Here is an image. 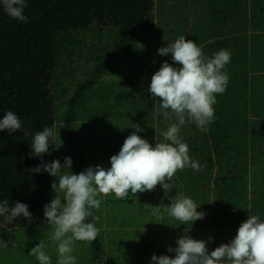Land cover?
<instances>
[{
  "label": "rangeland",
  "instance_id": "1",
  "mask_svg": "<svg viewBox=\"0 0 264 264\" xmlns=\"http://www.w3.org/2000/svg\"><path fill=\"white\" fill-rule=\"evenodd\" d=\"M129 1L136 10L138 1ZM207 2L214 6L217 0H151V9L148 12L139 11L140 25L144 26L147 33L137 35L138 56L135 59L122 58L109 68L107 74L100 79L86 97L79 109L78 119L73 125V141L85 160L84 170L90 166L93 168L102 166L108 169L111 167L110 157L119 153L124 140L133 131L155 146L157 142H165L162 132L167 130L168 125L176 122L174 117L170 120L164 119L159 109V99L151 97V93L148 91L152 72H157L165 61L173 64L171 54L166 57L158 54L160 47H166L179 36L185 35L186 40H192L202 48L206 58L207 49L211 43H218V48L223 47L229 50L231 58L234 51L239 48L243 55L246 54L242 56L245 60L247 58L245 74H248L249 81V116L245 125L248 130H246V134L249 135L247 165L250 175L246 196L248 211L245 212L244 209L231 211L229 219L223 221L221 227H219L221 224L210 226L213 221V212H211L210 206L215 204L213 198L216 191L209 187V184L206 183L208 180H206L201 183L205 189L202 194L190 195L187 190H192V187L189 185L184 188L183 193L193 199L198 206L200 205L197 211L204 212L205 216L198 224L200 227L202 224H207L206 228L187 226L190 222L185 224L187 227H181L180 221L168 215L167 206L171 203L166 193L160 195L158 189L155 195H152L154 191L137 193L136 195L139 196L150 197V203L153 200L160 205V213L156 222L163 229L164 235L162 240L159 239V243H161L158 245L159 249L156 250L161 249L159 256L167 255L171 258L175 257V252H168V247L176 248L177 240L185 234L196 240H208L209 237H212L210 245L208 244L210 253L221 244L232 240L241 223L248 219L249 214L258 215L264 221V13L259 14L264 0H229L228 4L232 5L230 6L232 9L226 18L224 17L218 22L214 21L209 11L207 12L209 5ZM114 37L115 34L111 31L80 32L74 36L72 42H61L59 47L60 71L57 74V84L55 85L58 116L55 126L57 133L55 142L58 145L62 143V145L58 150H54V159H59L63 164L64 157L70 156L73 161L71 171L74 174H79V159L73 155L70 136L64 122L66 105L76 87L85 82L88 75L96 69L102 51L111 46ZM233 65L231 67L230 63L227 64L224 71L228 73V71L235 70L236 67ZM173 66L179 67L177 64H173ZM132 83L139 84V89L136 92L145 95L142 99L138 100L134 97ZM125 93L131 96L123 97ZM118 114H122L123 117H116ZM101 116L113 117L100 119ZM124 117H128V119H124ZM237 121L241 125L244 120L238 118ZM186 124L191 125L194 122ZM137 128L141 131H138ZM209 129L208 124L201 134L208 135ZM189 135L190 131L181 128L180 136L183 137V140ZM53 182L58 184V178L52 177ZM55 195L56 193L53 194V198ZM130 195H132L131 192L125 198H129ZM113 196L115 195L110 194L106 198L110 200ZM153 196L155 199L152 198ZM118 201L119 199L116 202ZM125 202L127 207L119 204L115 207V212L113 209L111 210L113 216L106 217L109 222H112L114 229H121L120 233L127 234V229L132 223V218L128 216V213L131 214L133 211L135 214H139V211L137 205L127 199ZM124 207L128 213L120 210ZM105 209L104 203H101L98 210H93L97 211V217L102 218V212ZM190 227H194L193 230L196 231L191 230ZM51 233L52 228L0 229V264H39L36 257L28 255V253L40 243L41 239L48 245L46 251L52 259V264H56L57 246L50 239ZM149 238L151 242L147 247L151 249V246H154L156 248V245L152 243L154 240L152 234L149 235ZM100 241L104 245L103 254L106 256L105 243L107 240L101 234ZM123 245L125 244H122L116 256L120 260L126 261H112L119 264H133L139 257V253L146 247L145 245L129 246V249H126ZM109 248L111 249L110 245ZM109 248L107 245V249ZM73 255L78 258V264H89L92 256L91 242L77 241ZM155 255L158 256V254Z\"/></svg>",
  "mask_w": 264,
  "mask_h": 264
},
{
  "label": "trees",
  "instance_id": "2",
  "mask_svg": "<svg viewBox=\"0 0 264 264\" xmlns=\"http://www.w3.org/2000/svg\"><path fill=\"white\" fill-rule=\"evenodd\" d=\"M136 1L138 5L135 10L129 0H26V22L9 17L0 3V119L8 111H12L23 122L18 132L9 134L7 130L0 131V201L8 200L9 207L14 206V202L25 203L32 213L31 222L21 216L10 224L0 216V229L32 230L52 227L47 223L43 212L44 206L53 199L52 177L47 172L34 173L28 170L41 163V158L32 155L31 141L34 134L42 131L45 126L55 129L58 120L55 85L60 71V44L72 42L80 32L111 31L115 34L111 46L102 51L96 69L88 75L85 82L76 87L64 112L73 155L79 159L80 173L84 170L85 160L74 144L73 125L86 97L109 68L122 58L135 59L138 56L137 35L147 33L144 26L140 25L139 11L148 12L151 0ZM228 2L229 0H217L214 6L207 2V12L215 22L226 18L231 11L232 5ZM259 12L264 13V3ZM217 44H209L207 58L224 49L218 48ZM242 55L240 48L233 53L230 66L235 63L233 67L236 69L228 71L226 91L216 95L217 102L213 106L215 118L209 124L210 133L202 135V130L195 123L181 127L190 131L184 142L188 144L190 158L202 166V171L187 167L177 171L172 180L167 181L171 185L169 189L164 190L157 185L159 194L166 193L171 203L179 194L184 193L187 185L192 187V190H187L190 195L202 194L205 189L201 183L208 180L206 183L216 191L213 198L215 204L210 206L213 212L210 226L221 224V227L223 221L229 219L231 211H248L246 196L250 175L247 165L249 135L246 134L245 125L249 116V81L248 74H245L247 58H243L246 54ZM154 74L155 71L152 76ZM131 85L134 97L142 99L145 95L136 92L139 84ZM129 96L131 95L127 93L123 95ZM110 117L113 116H101L100 119ZM116 117L121 118L123 115L118 114ZM238 118L244 120L241 125ZM25 131L28 135L24 134ZM53 149L54 144L50 145L51 155L43 156L44 162L54 160ZM88 222H93V218L89 217ZM199 222L200 220L193 224L190 222L187 226L206 228L207 224L200 227ZM92 248L95 263L118 264L105 260L99 234L92 241ZM148 253L149 249L145 248L134 264H142Z\"/></svg>",
  "mask_w": 264,
  "mask_h": 264
},
{
  "label": "clouds",
  "instance_id": "3",
  "mask_svg": "<svg viewBox=\"0 0 264 264\" xmlns=\"http://www.w3.org/2000/svg\"><path fill=\"white\" fill-rule=\"evenodd\" d=\"M0 3L9 17L27 21L24 15L26 0H0ZM158 54L163 57L171 54L173 64L179 65L174 67L167 61L163 62L151 77L148 88L151 97L159 99L164 119L174 117L176 121L162 132L165 142H157L153 146L133 131L124 140L119 153L110 157V168L90 166L74 174L70 156L64 157L63 164L59 159L50 163L43 161L45 154L51 155L50 145H56L53 150L62 145L55 142L57 133L54 128L45 126L32 138V155L41 158V163L28 171L47 172L51 177L58 178V184H51L56 195L43 210L47 223L52 226L50 239L57 246L56 264H78V258L73 255L76 242H92L97 238L100 229L87 220L89 217L94 221L99 219L92 210H98L103 199L110 194L123 199L129 192L135 195L154 191L157 185L167 190L171 187L167 181H171L177 171L187 167L202 171V166L190 158L188 144L180 136V130L186 123L193 122L203 130L213 122L216 95L223 94L229 83V75L224 69L231 62V52L221 49L211 58H206L197 43L181 35L166 47H160ZM22 123L20 117L8 111L0 119V131L7 130L9 134L18 132ZM24 134L28 135V132ZM151 207L152 214L159 215V206ZM198 207L200 205L193 199L181 193L167 206V212L181 224H193L205 216L204 212L197 211ZM28 209L25 203L14 202V206L9 207L8 200L0 201V216L7 224L21 216L31 222L32 213ZM211 241L212 237L205 241L185 234L177 240L176 248L169 246L167 249L168 252H175L174 258L153 255L150 264H264V221L258 215L249 214L232 240L209 253L208 243ZM47 247L41 239L28 255L36 257L39 264H52Z\"/></svg>",
  "mask_w": 264,
  "mask_h": 264
},
{
  "label": "crops",
  "instance_id": "4",
  "mask_svg": "<svg viewBox=\"0 0 264 264\" xmlns=\"http://www.w3.org/2000/svg\"><path fill=\"white\" fill-rule=\"evenodd\" d=\"M155 194H157V187L154 190V194L152 192V195H155ZM152 198L155 199L154 196ZM117 199L118 198H116L115 196H113L110 200H108L107 198H104L102 203H104V206L106 207V209L104 210V212L101 211L102 212V218H99L98 220H95V221L93 220V222L95 223V226L100 229L99 236L101 234L107 240L105 243V250L107 252V255L104 256L105 260H110V261L117 260V261L125 262L126 260L122 261L119 259V257L116 256L117 252L120 251L122 244H125V245H123V247L126 249H129V246H132V247L136 246L137 247V246L145 245L146 246L145 248L149 249V253H148L146 260L142 264H150L151 257L155 254H158V256H159V254L161 253V249L158 251L156 249L157 248L159 249L158 245L161 243V242L159 243V239L162 240V237L164 235V231L162 228H160L159 225H157V222H156L159 215H153L152 214V207L146 206V205L152 204V206H159V211H160V205H158V203L156 204V202L153 200L150 203V200H149L150 197L139 196L136 194L130 195L129 198L119 199V201L116 202ZM126 199L128 201H130L132 204H135L138 206L137 210L139 211V214H135L133 211L130 214V213H128V211L125 210V207L120 209L121 211H126L128 213V216L132 218V223H131L130 227L127 229L128 232H127V234H124V233H120V231H122L121 229H118V228L114 229L112 226V222H109L107 220V217L109 218V217L113 216V215H111V210L113 209V211L115 212V210H116L115 207H117L119 204H123V206L127 207L126 202H125ZM121 201H123V202H121ZM92 211H93V215L95 214L94 216L97 217V215H96L97 211H94V210H92ZM87 222H88V220H87ZM50 228H52V227H50ZM50 228H46V229H50ZM193 229H195V228H191V230H193ZM193 231H196V230H193ZM183 233H185V231H183ZM120 234H122V235H120ZM150 234H152V239L154 238V240H152V243H154V245H156L155 246L156 248H154V246L153 247L151 246V249H150V247H147L148 245H150V242H151L150 238H149ZM130 235H132V236H130ZM205 241H207V240H205ZM221 241H224V240L221 239ZM208 244L210 245V242ZM107 245H108V248L110 245L111 249L110 248L107 249ZM91 247H92V242H91ZM121 255H124V254H121ZM125 259H126V257H125ZM113 262H115V261H113ZM90 263L91 264H105V262H102V263H95L94 262L93 248H92V256L90 258Z\"/></svg>",
  "mask_w": 264,
  "mask_h": 264
}]
</instances>
